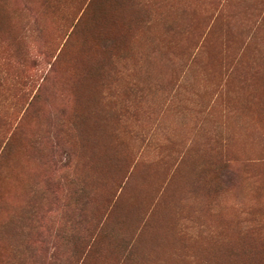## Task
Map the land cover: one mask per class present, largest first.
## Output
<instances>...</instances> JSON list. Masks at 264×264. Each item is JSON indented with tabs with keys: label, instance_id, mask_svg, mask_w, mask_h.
Returning a JSON list of instances; mask_svg holds the SVG:
<instances>
[{
	"label": "rangeland",
	"instance_id": "1",
	"mask_svg": "<svg viewBox=\"0 0 264 264\" xmlns=\"http://www.w3.org/2000/svg\"><path fill=\"white\" fill-rule=\"evenodd\" d=\"M0 264H264V0H0Z\"/></svg>",
	"mask_w": 264,
	"mask_h": 264
}]
</instances>
